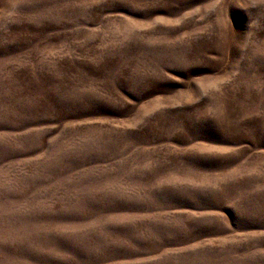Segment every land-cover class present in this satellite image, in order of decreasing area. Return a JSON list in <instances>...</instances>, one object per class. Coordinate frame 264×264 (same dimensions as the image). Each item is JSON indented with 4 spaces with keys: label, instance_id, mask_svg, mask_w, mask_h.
Segmentation results:
<instances>
[{
    "label": "rangeland",
    "instance_id": "obj_1",
    "mask_svg": "<svg viewBox=\"0 0 264 264\" xmlns=\"http://www.w3.org/2000/svg\"><path fill=\"white\" fill-rule=\"evenodd\" d=\"M0 264H264V0H0Z\"/></svg>",
    "mask_w": 264,
    "mask_h": 264
},
{
    "label": "crops",
    "instance_id": "obj_2",
    "mask_svg": "<svg viewBox=\"0 0 264 264\" xmlns=\"http://www.w3.org/2000/svg\"><path fill=\"white\" fill-rule=\"evenodd\" d=\"M137 234V233H134ZM128 233H124V238L128 239ZM145 237H151L152 235H144ZM144 242L138 241L137 244H134L133 241H125L124 243V260L134 259L137 257H146L154 256V252L164 250L167 248L166 244L159 246L158 244H153L152 241L144 240ZM166 245V246H165Z\"/></svg>",
    "mask_w": 264,
    "mask_h": 264
}]
</instances>
